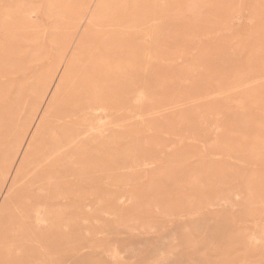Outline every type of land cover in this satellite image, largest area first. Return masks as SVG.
<instances>
[{
	"label": "rangeland",
	"instance_id": "1",
	"mask_svg": "<svg viewBox=\"0 0 264 264\" xmlns=\"http://www.w3.org/2000/svg\"><path fill=\"white\" fill-rule=\"evenodd\" d=\"M99 15L119 28L89 27ZM102 50L139 61L102 93L63 81ZM263 76L264 0H0V264H154L161 247L167 264H264ZM44 184L50 234L30 238Z\"/></svg>",
	"mask_w": 264,
	"mask_h": 264
},
{
	"label": "bare ground",
	"instance_id": "2",
	"mask_svg": "<svg viewBox=\"0 0 264 264\" xmlns=\"http://www.w3.org/2000/svg\"><path fill=\"white\" fill-rule=\"evenodd\" d=\"M103 15V14H102ZM103 17H105L104 15H103ZM105 19V18H104ZM91 22H90V24H89V27H91V28H94V29H98V30H100V31H103L105 34H111L110 32H113V30L116 28V29H118L119 27L118 26H116L115 25V23H114V21L113 20H111V21H108V22H106V23H103V20L101 19V16L99 15V16H94L91 20H90ZM152 27H153V30H156V31H158V29H159V24H156L155 25V27L154 26H152V25H150V27H149V30L150 31H153V30H151L152 29ZM126 28H127V26H126ZM155 28V29H154ZM143 29H145V27L143 28ZM149 30H147V29H145V31H143V32H140L141 34H144V35H147V36H149V33H150V31ZM157 33V32H156ZM160 34V33H159ZM159 34H157V35H159ZM117 36H120V39H121V42H122V44L123 45H125V46H128V45H130V44H133L132 43V40L131 39H127V38H125V35H124V33H122V31H121V33H120V35L118 34ZM124 36V37H123ZM123 37V38H122ZM117 39H119V37L117 38ZM162 41V40H161ZM81 39H80V41H79V44H81ZM163 42V41H162ZM82 45V47H83V49H85V47H84V43L83 44H81ZM126 53H127V56L126 57H120L119 58V60L117 59V58H115V56L114 55H111V54H108V53H105L103 50L102 51H100L97 55H95L93 52H90L89 54H88V58H87V64L85 63V64H81V65H77V66H75V67H77V69L76 70H71L73 73H72V75L70 74V71L68 72V70H65V72H64V79H63V81L64 82H66V80H68V78H70V85H71V83H72V85L74 84V85H77L78 87V91L81 93V94H87V91H88V86H90L91 87V91H98V92H100V93H102V91H103V84L105 85L106 83L107 84H109V83H111V84H113V85H115V83L116 82H118L117 80H118V78H120V77H122L121 78V80H124L123 78H126L125 77V74L126 73H128L127 72V70L129 69V68H132L133 67V62L135 61L134 59H133V57L134 58H137V56H133V50H129V51H126ZM136 54H137V52H136ZM139 55V54H138ZM140 56H141V54H140ZM142 56H145V54L144 55H142ZM139 57V56H138ZM149 57H151V56H149ZM141 58V57H140ZM144 58V57H143ZM142 58V59H143ZM73 59L74 60H76V62H79L80 61V58L78 57V55H76V56H73ZM141 59V60H142ZM134 60V61H133ZM137 61H139V60H137L136 59V61L135 62H137ZM144 61V60H143ZM219 61V60H218ZM217 61V62H218ZM221 61V60H220ZM144 62H146V61H144ZM144 62H141V63H143L144 64ZM138 63V62H137ZM97 65V68H94V67H88L87 65ZM136 63H134V66H136L135 65ZM139 65H140V63H139ZM146 65V64H145ZM138 66V65H137ZM137 66H136V68H137ZM142 66V65H141ZM139 67V66H138ZM144 67V66H143ZM143 67H142V69H143ZM134 68V67H133ZM140 68V67H139ZM148 68H150V67H148ZM147 69V68H146ZM131 70V69H130ZM134 69H133V73H134ZM131 72V71H130ZM129 72V73H130ZM264 77V76H263ZM264 79V78H263ZM127 81V80H126ZM133 81V80H132ZM158 81V80H157ZM189 82V81H188ZM182 83L184 84V82L182 81ZM118 84H120V82L118 83ZM172 84V83H171ZM175 84V83H174ZM188 84V83H187ZM88 85V86H87ZM163 85V84H162ZM168 85V84H167ZM166 85V86H167ZM164 86V85H163ZM187 86V85H186ZM159 87V86H158ZM177 87V86H176ZM179 87V86H178ZM183 87H185V86H183ZM193 87V86H192ZM191 87V88H192ZM248 87V86H247ZM162 88V87H161ZM164 89V88H163ZM242 89H244V88H242ZM247 90H248V88H247ZM163 91V90H162ZM174 91V90H173ZM244 91H246V90H244ZM94 93V92H93ZM92 93V94H93ZM165 93V92H164ZM175 93V92H174ZM178 93V92H177ZM166 94V93H165ZM179 94V93H178ZM184 94V93H183ZM211 94V93H210ZM68 95H69V93H68ZM180 95V94H179ZM178 95V96H179ZM203 96V95H202ZM118 97V96H117ZM181 97V96H180ZM201 97V96H200ZM205 97H207V95L205 96ZM204 97V98H205ZM164 98H165V96H164ZM182 98V97H181ZM110 99V98H109ZM211 99V98H210ZM119 104V103H118ZM117 104V105H118ZM115 106V105H114ZM115 108V107H114ZM88 109L89 108H87V107H84V108H82L79 112H81L80 114H82V115H85V114H87V111H88ZM91 109V108H90ZM91 111V110H90ZM89 111V112H90ZM130 111V110H129ZM88 112V113H89ZM118 112V111H117ZM155 113H157V112H155ZM119 114V113H118ZM127 114V113H126ZM153 114V113H152ZM148 116V115H147ZM141 118V117H140ZM77 119V118H76ZM85 120V119H84ZM71 121V120H70ZM77 121V120H76ZM79 121V120H78ZM77 121V122H78ZM82 122V121H81ZM59 123H60V121H59ZM87 123V122H86ZM83 124V123H82ZM118 129V128H117ZM134 129V128H133ZM136 129V128H135ZM127 130V129H126ZM129 130V129H128ZM147 130V129H146ZM90 132V133H89ZM38 134V133H37ZM96 135H98V130L97 129H94V128H92V127H89V130H85V131H81V130H78V132L76 133V134H74V135H71L70 137H69V139H68V143L65 145V144H62V143H59V145H58V147L54 150V151H49L47 154H45V155H43V158H42V161L45 163V165H46V167H51L52 165H54L55 163H57L58 162V157H56V155L58 154V155H64L65 154V151H66V149H67V147H69L68 145L70 144H74V143H80V142H82V141H86V140H93V138L96 136ZM137 136V135H136ZM129 140V139H128ZM32 142V141H31ZM77 146H79V144L77 145ZM75 147V146H74ZM45 149H46V147H45ZM81 151H82V149H81ZM45 153V152H44ZM79 156V155H78ZM206 156V155H205ZM55 157V158H54ZM75 158H77V157H75ZM81 158V157H80ZM231 159V158H230ZM68 161V160H67ZM43 163V164H44ZM66 163V162H65ZM65 163H62L61 165H62V167H64V164ZM70 164H71V161L69 162ZM145 163V162H144ZM144 163H143V165H144ZM148 163V162H147ZM31 164V166L32 165H34L35 166V164L34 163H30ZM42 164V165H43ZM150 164V163H149ZM149 164H147V166H149ZM67 165V164H66ZM151 165V164H150ZM137 165H135L134 164V167H136ZM74 167H76V166H73V168ZM36 168V167H35ZM137 168H138V166H137ZM139 168H140V166H139ZM53 169V168H52ZM64 169V168H63ZM37 170H39V169H37ZM43 170H46L45 168L43 169ZM47 170H49V169H47ZM65 170V169H64ZM74 170V169H73ZM50 171H52V170H50ZM75 171V170H74ZM47 173V172H46ZM74 173V172H73ZM59 179H60V177H58ZM62 178V177H61ZM65 178H67L66 176H65ZM56 179V178H55ZM72 180V179H71ZM72 181H74V180H72ZM34 186V185H33ZM33 186H31V188L32 189H29V190H31V198L33 199V198H37V197H44L45 198V201H46V203L44 204V205H30L29 207L31 208V216L29 217V218H27L28 220H29V224L28 225H26V226H28L27 228L29 229V233H28V236L30 237V238H32V237H34V236H36V231L34 230V222H37L38 224H39V226H43V227H45L46 229H47V232H46V234H44L45 236H49V234H50V216H51V214H54L53 212H52V207H51V205L49 204V201H52V198H53V193H55V192H57L58 191V187L56 186V185H52V184H44V185H41V186H39L38 187V189L37 190H35V188H33ZM68 186V185H67ZM66 186V187H67ZM25 187V186H24ZM137 187V186H136ZM29 188V187H28ZM64 188V187H63ZM111 188V187H110ZM228 188V187H227ZM218 189V188H217ZM203 190V189H202ZM30 198V197H29ZM122 199V198H121ZM120 199V200H121ZM25 200V199H24ZM23 200V201H24ZM22 201V202H23ZM28 201H29V199L26 201L27 203H25V205L26 204H28ZM221 202H225V203H230V201H228V200H225V199H221L220 200ZM6 202V201H5ZM11 201L9 200V203H10ZM131 202V201H130ZM7 203V202H6ZM8 203V204H9ZM24 203V202H23ZM122 203H124V202H122ZM232 204V203H231ZM12 205V204H11ZM25 205H23V206H25ZM159 203H156L155 204V208H159ZM10 206V205H9ZM18 206V205H17ZM11 207V206H10ZM28 207V206H27ZM27 207H25V208H27ZM28 207V208H29ZM123 207V206H122ZM24 207L22 208V209H25ZM27 208V209H28ZM46 208H50L49 209V212H47V210H46ZM21 209V208H20ZM86 210V209H85ZM24 211H26V210H24ZM24 211H22V212H24ZM14 213V212H13ZM18 213V212H17ZM16 213V214H17ZM19 213H21V212H19ZM18 213V214H19ZM25 213V212H24ZM24 213H22V214H24ZM167 217H172V215L173 214H165ZM196 216H197V214H195ZM232 215V214H231ZM2 216V215H1ZM27 216V215H26ZM21 217V216H20ZM106 217V216H105ZM115 217V216H114ZM2 218V217H1ZM200 218H202V217H200ZM241 219V218H240ZM192 220V219H191ZM194 220V219H193ZM197 221V220H196ZM24 222V221H23ZM199 222V221H198ZM207 223V222H206ZM195 225V227H194V229H195V231L196 232H202V224L201 223H195L194 224ZM227 226V225H226ZM143 227V226H142ZM145 227V226H144ZM148 227H150V229H155L156 228V226H154V225H149ZM221 228V227H220ZM129 229H132V231L135 229L134 227H130ZM143 229V228H142ZM17 231H18V229H16ZM20 230V229H19ZM185 230H187V231H190V228L188 227V226H186L185 227ZM14 231V230H13ZM194 231V232H195ZM209 231V230H208ZM36 232V233H35ZM135 232V231H134ZM214 232V231H213ZM22 233V232H21ZM66 233V232H65ZM143 233V232H142ZM209 233V232H208ZM9 234H11L10 232H9ZM215 234V233H214ZM248 234V233H247ZM253 234V233H252ZM13 235H16V234H11V236H13ZM210 235V234H209ZM212 235V234H211ZM25 236H26V234H25ZM87 236V235H86ZM100 236V235H99ZM15 237H17V236H15ZM95 237V236H94ZM102 237V236H101ZM202 237V236H201ZM128 238V237H127ZM132 238V237H131ZM138 238V237H137ZM145 238V237H144ZM146 238H148V237H146ZM16 239H18V237L16 238ZM34 239V238H33ZM171 239H172V241L174 240L175 241V234L173 233V235H172V237H171ZM202 239V238H201ZM200 239V240H201ZM20 240H21V238H20ZM236 240V239H235ZM248 240V239H247ZM251 242H253V244L255 243V244H263L264 245V239H260V238H258V237H256V236H253L252 237V240H251ZM26 243V242H25ZM145 243H147V242H145ZM192 243V242H191ZM195 243V242H194ZM31 244V243H30ZM33 244V243H32ZM173 244H174V242H173ZM20 245V244H19ZM36 245V244H35ZM99 246V245H98ZM255 246H257V245H255ZM16 247H18V246H16ZM37 247H38V245H37ZM12 249H14L15 247H11ZM10 248V249H11ZM177 248H179V247H177ZM10 249H9V251H10ZM6 250V249H5ZM41 250V249H40ZM133 250V249H132ZM176 251V250H175ZM175 251H173V252H175ZM4 252V251H3ZM85 252V251H84ZM139 251L138 250H136V249H134L133 251H132V253L135 255L136 253H138ZM156 254H157V258H156V260L154 261V264H167L169 261H170V258H171V255H172V251H168L167 249H165V248H163V247H161V248H158L156 251ZM47 254V253H46ZM175 254V253H174ZM174 254H173V256H174ZM177 254V253H176ZM175 254V255H176ZM111 259H115V261H117V260H119V262H121L122 260H123V257H121V254H120V252L118 251V250H116V249H113V250H111V251H109L108 252V254H107ZM7 256H8V254H7ZM6 256V257H7ZM9 258V256L7 257V259ZM13 258V257H12ZM11 258V259H12ZM47 258H50V257H47ZM46 258V259H47ZM135 258V257H134ZM177 258V257H176ZM10 258H9V260H11ZM51 259V258H50ZM14 260V259H13ZM56 260V259H55ZM12 261V260H11ZM43 261L45 262V260L43 259ZM10 262V261H9ZM128 262V261H127ZM18 263H19V261H18ZM36 264V263H35Z\"/></svg>",
	"mask_w": 264,
	"mask_h": 264
}]
</instances>
